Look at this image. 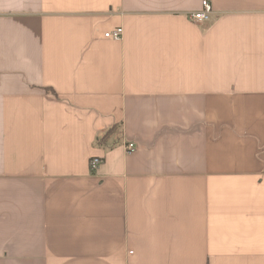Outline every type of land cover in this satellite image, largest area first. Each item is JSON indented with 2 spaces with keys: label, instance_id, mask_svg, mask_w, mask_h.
Listing matches in <instances>:
<instances>
[{
  "label": "crops",
  "instance_id": "0c3cea01",
  "mask_svg": "<svg viewBox=\"0 0 264 264\" xmlns=\"http://www.w3.org/2000/svg\"><path fill=\"white\" fill-rule=\"evenodd\" d=\"M211 4L0 0V264H264V0Z\"/></svg>",
  "mask_w": 264,
  "mask_h": 264
},
{
  "label": "built area",
  "instance_id": "2783aa9c",
  "mask_svg": "<svg viewBox=\"0 0 264 264\" xmlns=\"http://www.w3.org/2000/svg\"><path fill=\"white\" fill-rule=\"evenodd\" d=\"M213 14V7L211 4V0H201V10L192 14V19L198 23L208 22L211 20V16ZM123 36V29L118 28L112 32H109L105 35L108 39L120 40ZM136 150V145L134 143L127 144V151L129 153H133ZM101 161L99 159L93 160L91 167L92 169H96Z\"/></svg>",
  "mask_w": 264,
  "mask_h": 264
},
{
  "label": "trees",
  "instance_id": "16d2710c",
  "mask_svg": "<svg viewBox=\"0 0 264 264\" xmlns=\"http://www.w3.org/2000/svg\"><path fill=\"white\" fill-rule=\"evenodd\" d=\"M114 132V130H110L109 132H107V134H105V136L103 137L104 138H107L109 135H111L112 133Z\"/></svg>",
  "mask_w": 264,
  "mask_h": 264
}]
</instances>
